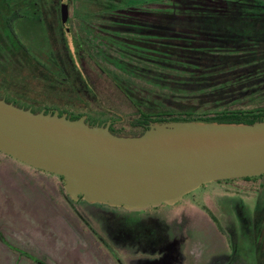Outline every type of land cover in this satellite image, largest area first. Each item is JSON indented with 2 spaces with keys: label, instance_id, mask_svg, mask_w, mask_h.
<instances>
[{
  "label": "rangeland",
  "instance_id": "374dc122",
  "mask_svg": "<svg viewBox=\"0 0 264 264\" xmlns=\"http://www.w3.org/2000/svg\"><path fill=\"white\" fill-rule=\"evenodd\" d=\"M95 1L97 0H69L66 16L69 27L76 30L81 26L85 28L88 26V20L93 21L94 24L102 23L98 21L99 19H86L85 16L87 13L97 11L94 6L98 4V1ZM55 2L54 5L51 2L52 9L49 6L42 9L44 13L52 14L51 22L47 23V17L44 18V15H41L39 21L35 22L36 28L32 27L35 29L34 33H28V27L30 28L28 18L20 20V23L26 26L24 35H19L16 27L12 26L17 39H20L24 47V54H20V50L12 41L13 45L8 48V55L11 57L12 54H19L28 62V66L25 73H22L26 80L24 83L18 81L19 76L11 77V72L8 73V76L11 77L10 80H7L9 88H5L3 94L6 98H12L19 103L31 106L55 109L66 113L81 112L85 114L84 116L98 121L109 118L113 121L112 129L122 133L135 132L130 127L131 121L135 118L134 109L115 87L114 76L107 71L117 72L115 67L108 65L107 62H102V65L96 66L97 71L95 69L88 71L85 65L82 66L83 60L87 59V49L79 48L78 41L71 32L63 36L59 31L61 23L59 12L57 14L54 11ZM102 2L104 3L103 0ZM152 6L153 9H156L163 5ZM33 23L32 26H34ZM50 53L55 56L52 63L49 59ZM34 58L41 65H45L48 61L45 70L53 73L52 78L59 82V87L56 89H65V84H68L70 90L59 94L54 92L51 94V98V95L46 94V91L36 88V83L29 80V64H33L32 59ZM92 60L95 61L94 58ZM55 61H58V64H55ZM43 72H41L40 78H43ZM22 84H25V87ZM159 84L162 83L157 81L151 83L156 87V90L159 89L156 86ZM163 85L162 90L168 92V84L164 83ZM18 86L23 87L25 91H20ZM62 96L78 97L80 101L69 105L64 103L65 98ZM234 108L237 107L234 106ZM110 120H108L109 126L111 125ZM59 183L62 199L68 205H53L50 211L41 210L40 216L37 206L25 210V212L15 209L14 212L11 211L10 216L7 211L8 217L5 219L1 218V214L3 216L4 214L0 213V227L5 226L6 230V235L0 232V264H126L127 259L134 260L138 256H142L141 260L148 259L145 258L146 254L140 253L124 257L120 245L116 242L111 243L98 234L94 221H89L91 226L87 230L84 227V222H86L84 220L85 205H77L76 201L71 203L64 196L61 181ZM203 208L228 234V239L232 244H236V235L238 234L240 238L236 247L250 252L253 249L255 257L262 256V261H264V177L248 182L208 183L185 195L173 208L162 207L160 210L140 213L119 212V214L134 220L135 218L152 219L161 223H164V218L169 217L181 221L180 216L184 217L187 220L181 222L187 226L185 230L187 238L189 235L193 236L199 249L204 252L219 251L227 254L229 245L226 236L220 235L215 230ZM89 211L97 214L104 213L99 206H92ZM249 216L251 229L249 231L252 233L255 228H259L260 231L256 243L253 240H248V243L244 240L246 231L242 230L243 227L237 222L239 219L245 222ZM105 217L107 216L105 215ZM1 221H4L5 225H1ZM121 221L116 220V225L124 224L126 227H135L136 233L141 238H154L158 250L167 251L164 248L165 233L162 230H156L153 235L148 236L147 233H144V228L141 225H133L126 219ZM242 255L245 259L248 258L246 253H242ZM237 264H244V261Z\"/></svg>",
  "mask_w": 264,
  "mask_h": 264
},
{
  "label": "water",
  "instance_id": "95a60500",
  "mask_svg": "<svg viewBox=\"0 0 264 264\" xmlns=\"http://www.w3.org/2000/svg\"><path fill=\"white\" fill-rule=\"evenodd\" d=\"M58 1L65 27L67 0ZM108 127L0 99V153L58 176L71 200L137 211L173 205L208 183L264 175V119L154 123L137 136Z\"/></svg>",
  "mask_w": 264,
  "mask_h": 264
},
{
  "label": "trees",
  "instance_id": "16d2710c",
  "mask_svg": "<svg viewBox=\"0 0 264 264\" xmlns=\"http://www.w3.org/2000/svg\"><path fill=\"white\" fill-rule=\"evenodd\" d=\"M24 1H27V18L30 21L28 33H34L35 29L32 27L36 28V20L39 21L42 9L47 6L52 9V3L54 5L55 2L12 0V22L19 35L22 32L20 20L25 19L21 13ZM114 1H98L94 8L109 11L117 6L118 3ZM167 3L168 10L159 7L156 12L153 11L152 16L146 18L148 25L168 27V61L163 63L165 57L158 56L153 57L156 64L147 65L149 72L154 76L153 82L162 83L156 85L159 89L156 90L155 86L148 87L145 82H141L142 86L138 90L135 83L125 78L113 81L120 94L134 109L135 118L130 127L135 132L122 133L112 129L113 121L109 118L98 121L85 116V123L88 126H103L110 120L108 131L111 134L137 136L154 123L251 124L264 119V1L168 0ZM54 11L58 14L56 6ZM51 15L45 13L44 18L47 17L51 22ZM12 35L20 54H24L15 31H12ZM8 51V48L0 46V99L23 109L29 108L32 113L41 110L48 113V108L19 103L3 94L5 88H9L7 80L11 77L19 76L18 81H26L22 73H25L28 66V62L19 54H12L10 57ZM32 61L33 64H29V80L36 83V88L46 91L48 95L70 90L68 84H65V89H56L59 82L52 78L53 73L45 70L48 61L45 60V65L38 63L36 58ZM9 72L11 77L8 76ZM41 72L43 78H40ZM164 83L168 84V92L162 90ZM18 89L25 91L20 86ZM62 97L65 98L64 103L69 105L80 101L78 97ZM57 112L58 116L64 114L69 120H76L85 115L81 112ZM262 177L264 175L215 183L248 182ZM203 210L218 227L216 220L205 208ZM241 227L246 231L245 237L252 234L251 238H244L247 243L248 240L258 242L259 228H255L251 233L245 225L242 224Z\"/></svg>",
  "mask_w": 264,
  "mask_h": 264
},
{
  "label": "flooded vegetation",
  "instance_id": "af4514ba",
  "mask_svg": "<svg viewBox=\"0 0 264 264\" xmlns=\"http://www.w3.org/2000/svg\"><path fill=\"white\" fill-rule=\"evenodd\" d=\"M54 1L57 2L55 6L58 8L59 1ZM68 1L69 0H67V5ZM114 2L118 3L117 6L109 11L97 10L85 15L86 19H99L98 21H101L102 23L94 24L93 21L90 22L88 20V26H85V28L81 26L76 30L69 27L68 18L66 17V26L63 27L60 24L59 31L62 32L63 36H66L71 32L73 37L78 41L79 48L87 49V59L83 60L84 63L82 66L85 65L88 71H94V69L97 71V65H102V62H107L108 65H113L115 67L113 68L117 71L112 72L106 69L111 74L114 73L112 74L114 76L113 81L121 80L123 78L129 79L136 84L138 90L142 86L141 82H145L148 87H153L151 83H154V76L149 72L147 65H151L152 63L156 64L153 57L158 56L159 58L165 57L163 63L168 61V57H166L168 54V27L148 25L146 18L152 16V14L157 11L156 9L159 8L157 7L156 9H153L152 5H163L162 8L168 10V0H115ZM21 13L26 19L28 15L27 1H24V9ZM41 15H45V13L41 11L40 16ZM46 21L47 23L49 22L48 20ZM12 26V0H0L1 47L10 48V46L13 45ZM21 29V35H24L26 32V26H23L22 24ZM21 47L24 49L22 44ZM49 55H51V57H49L51 62H54L53 60L55 56L52 53ZM91 57L94 58L95 61H93ZM56 63L58 64V61H55V64ZM48 111L54 112L56 110L49 109ZM58 179L61 181L59 177ZM64 196L71 203L76 201L77 205H85L84 208L86 209V213L84 214L86 215H84V220L86 222L83 221L84 227L88 230L91 226L89 221H94L96 224H93L97 226L99 233L96 232L101 234L104 239L109 242H116L120 245L122 247L120 250L124 252V257L129 254L130 256L137 253L146 254L147 257L145 258L155 261H149L147 264H165V257H168V264H237L238 262L243 263V261L244 264H264L262 256L255 257L256 255L253 249L250 252L243 251L236 247L240 238L238 234L236 235V244H232L231 240L228 239V234L219 224L217 227L210 217V222L213 224L215 230L220 235L226 236L229 245V252L227 254L220 253L219 251L215 253H211L210 251L204 252L199 249L193 236L189 235L187 238L185 233L187 226L183 225L181 222L182 220H187L184 217L180 216L181 221H178V219L173 220V218L169 217L164 218V223H161L160 221L152 219L146 220L135 218L134 220L130 217L119 214V212L140 213L149 210H160L162 207L173 208V206L177 205L181 200L173 205L160 204L156 207L128 211L122 207H113L98 203H86L79 197L76 200H71L66 194H64ZM183 197L181 199H183ZM92 206H99L104 212V215L89 211ZM105 215L107 217H105ZM249 218L250 216L245 222L241 221V219L237 220V222L240 226L243 224L248 230H251ZM122 219L128 220L133 225H141L142 228H144V233H147L148 236L153 235V232L156 230H162V232L165 233L163 241L166 243L164 248L167 251L161 252L158 250L156 239L150 237H148V239L141 238L138 233H136L137 230L135 227H126L124 224L116 225V220L120 222ZM251 236L252 234L246 235V237L250 238ZM242 253L247 254V259L249 261L244 258ZM136 258L137 259L134 260L127 259V263L134 261L135 264H139L135 260H141L142 256Z\"/></svg>",
  "mask_w": 264,
  "mask_h": 264
},
{
  "label": "crops",
  "instance_id": "0c3cea01",
  "mask_svg": "<svg viewBox=\"0 0 264 264\" xmlns=\"http://www.w3.org/2000/svg\"><path fill=\"white\" fill-rule=\"evenodd\" d=\"M53 205H68L60 194L57 176L23 165L0 153V213L4 214H1L2 219L8 217L7 211L10 216L11 211L14 212L15 209L25 212L35 206L39 209L40 216L41 210L50 211ZM1 222V225H5L4 221ZM1 227L0 232L6 235L5 226ZM135 261L139 264L155 262ZM164 262L168 264V257H165ZM126 264L135 263L132 261Z\"/></svg>",
  "mask_w": 264,
  "mask_h": 264
}]
</instances>
